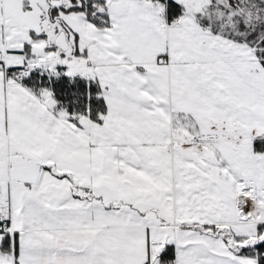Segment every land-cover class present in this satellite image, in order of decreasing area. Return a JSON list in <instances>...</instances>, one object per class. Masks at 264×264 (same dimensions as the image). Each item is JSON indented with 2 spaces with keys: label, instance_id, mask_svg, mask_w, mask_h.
Returning <instances> with one entry per match:
<instances>
[{
  "label": "snow or ice",
  "instance_id": "obj_1",
  "mask_svg": "<svg viewBox=\"0 0 264 264\" xmlns=\"http://www.w3.org/2000/svg\"><path fill=\"white\" fill-rule=\"evenodd\" d=\"M0 264H264V0H0Z\"/></svg>",
  "mask_w": 264,
  "mask_h": 264
}]
</instances>
